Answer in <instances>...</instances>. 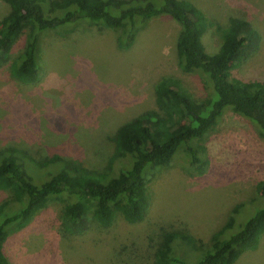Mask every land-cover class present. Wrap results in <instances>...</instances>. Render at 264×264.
<instances>
[{
  "label": "rangeland",
  "instance_id": "obj_1",
  "mask_svg": "<svg viewBox=\"0 0 264 264\" xmlns=\"http://www.w3.org/2000/svg\"><path fill=\"white\" fill-rule=\"evenodd\" d=\"M211 25L202 42L209 54L221 46V32L230 12L247 20L258 35L251 56L231 76L264 81V0H192ZM9 9L0 2V20ZM219 28V29H218ZM177 23L155 18L138 28L128 48L118 46L121 31L82 24L73 30L45 33L39 52V81L23 85L11 79L9 64L19 56L21 37L0 67V151L24 149L43 160L58 154L80 159L95 169L107 166L111 138L135 116L156 110L154 87L173 78L195 99L208 89L195 73L177 64ZM207 164L196 174L183 149L168 167L149 177L150 207L145 220L129 225L117 219L107 229L94 224L80 234L63 223L66 198L50 200L24 229L4 245L10 264H154L164 233L187 234L206 250L211 235L230 211L243 204L246 214L258 198L255 186L264 180V140L242 116L226 111L205 135ZM7 194L0 191V202ZM193 242V241H192ZM175 253L193 254L184 242ZM235 264H264V235L255 251Z\"/></svg>",
  "mask_w": 264,
  "mask_h": 264
},
{
  "label": "trees",
  "instance_id": "obj_2",
  "mask_svg": "<svg viewBox=\"0 0 264 264\" xmlns=\"http://www.w3.org/2000/svg\"><path fill=\"white\" fill-rule=\"evenodd\" d=\"M8 13L0 20V67L23 37L21 52L9 64L12 80L23 85L39 81V52L45 33H61L82 24L121 31L119 47L134 42L139 27L155 18L177 23V64L199 75L208 89L205 99L193 98L179 81L166 78L154 87L156 110L145 111L120 125L111 138V156L102 169L80 159L58 154L37 160L24 149L0 151V264H10L4 245L12 233L26 228L50 200L66 198L63 223L80 234L89 225L110 228L117 219L135 225L147 217L149 177L168 167L183 149L196 174L207 164L205 135L226 111L252 123L264 140V81H241L231 76L255 50L258 35L243 17L230 12L215 54L206 52L203 35L212 24L192 0H0ZM258 198L244 213L235 205L224 225L215 231L209 247L201 250L193 237L164 233L154 253V264H235L255 251L264 235V180L255 186ZM193 241V242H192ZM193 254L175 253L183 243Z\"/></svg>",
  "mask_w": 264,
  "mask_h": 264
}]
</instances>
